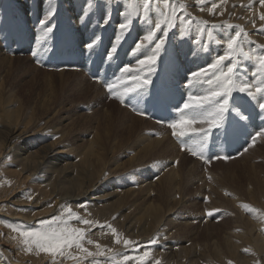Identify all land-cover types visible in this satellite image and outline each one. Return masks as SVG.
Listing matches in <instances>:
<instances>
[{
    "label": "rangeland",
    "instance_id": "1",
    "mask_svg": "<svg viewBox=\"0 0 264 264\" xmlns=\"http://www.w3.org/2000/svg\"><path fill=\"white\" fill-rule=\"evenodd\" d=\"M10 1L11 3L8 2V5L12 6L13 4V11L15 12V8L19 7L18 3H20L21 0ZM16 1L18 3H16ZM35 1L36 0H30L29 2L28 0H24V4L31 3L29 7L34 8V13L39 10L35 4L37 1ZM77 1L81 3L78 15L75 12V8L71 4H66L63 0H38V2L44 4L48 12H56L61 16L64 19L63 24L66 26V28L59 29L58 25H55L54 34H50L51 38L44 41V46L40 45L41 51L44 52L49 45L56 44L59 37L65 32L78 34L76 36L78 41L81 38L87 40L99 35L101 40H97V44H102V46L104 45L106 47L107 43V49L114 44L118 49V53L115 55L122 57L125 62L127 60L126 63L133 61V56L136 58L135 53L137 51L136 50L134 53L133 45L137 41V36L134 37V39L126 38L123 41L122 37L118 38L116 35L117 31L112 33L108 29V26L100 27L98 30L97 28L92 30L94 26H92L91 23L86 27V32L83 29H79L81 25L75 22L74 19L86 20V23L89 22L96 9V5L95 0ZM1 2L2 0H0V3ZM142 3L143 0H139V4ZM173 3L184 5L190 16L194 18L193 21H197H192L190 24L196 32H198L197 26L199 18L209 21L218 19V21L228 23L233 21L231 19H236L239 21V27H242L249 37L258 42H262L264 38V35L261 34V31L264 30V20L260 19V16L264 15V7L260 6L259 0H227L226 3H220L219 0H206L202 5L197 4L196 0H169L170 6ZM214 3L218 4V7L209 11ZM0 5H2V3ZM60 7H64L65 9ZM150 8L152 9V13L158 15L160 11L164 10V5L160 3L159 0H154V2L150 4ZM65 10L68 12L67 15ZM4 13V11L2 12V10H0V17ZM221 13L223 14L221 15ZM30 15L31 18H35L32 14ZM104 16L103 14L100 17L98 26H104V23L107 22L104 21V23L101 24V21L104 20ZM42 17L43 16L39 12L37 20H40ZM31 18L25 22L21 21L22 23H20L19 20L11 23V20L14 18H5L4 24H25L26 28L38 30L39 34L42 35L41 26L38 24L37 20L33 21ZM188 18L189 17L183 15V12L178 11L176 27L169 29V34H174L178 30L187 27L188 24H181L180 21L181 19L187 20ZM68 20L72 23L69 24ZM253 21L255 22L254 26ZM71 25L77 28L75 33L71 31ZM250 26H253V28L250 29ZM148 28L149 27L145 30H148ZM214 30L215 29H213V31ZM57 31L58 33L56 34ZM117 34L120 35L119 33ZM205 34V31L203 34L198 32V36H204ZM212 35L219 37V34L216 33ZM7 36L9 37V33ZM40 36H38V43H42ZM206 37V39H208L209 35L207 34ZM110 40H112V44ZM4 41L6 42L7 39L3 41L0 39V48L6 54L13 57L10 58V56L4 53L0 54V102L2 103V109L6 112V114H4L0 111V125L22 126V128L27 131L26 134L28 136L24 139L23 146L29 148L31 152L45 146L48 148L51 147L58 151V153L56 152L57 154L52 157L51 163L58 161L60 166H62L61 168L77 165L79 162L84 163L80 168L92 174V177L87 181L90 183L100 181L97 187L94 186L90 188L89 191L70 190L69 185H63L61 187L62 189L57 190L58 194L46 195L38 191L42 186L41 182L38 180V183L35 182V179H30L23 183H19L20 185L17 186L16 193H13L12 189H8L11 188L14 182L10 179V176H12V172L20 170V168H18L20 164H16V156L6 157L5 161L0 163V189L4 186L6 187L5 190L8 189L5 194L0 193V198L2 197L0 199V243L8 244L13 248V251L20 256L15 260L17 263L76 264L77 262V264H83L84 262V264H90L92 260H99L101 264H104V262L112 256L119 255L120 257L117 256V258H122L124 254L135 256L138 253L142 255L144 251L147 250L150 255L142 261L141 264H156L157 261L159 264H229V262H231V264H264L259 259L260 254L254 255L256 248L251 256V250H253V246L255 247V245L251 242L250 238L248 239V236H244L246 233L235 236L236 245L239 247L241 243L244 250L248 249V252H245L239 248L240 253L245 257L244 260H239L235 257L232 252L218 240V236L223 237L224 231H220L221 229H218L216 224L220 223L223 219H237L236 214L226 210L221 211V209H216L215 212V210L211 209L212 212L214 211L213 215H207L210 211L209 207L211 206L208 201L212 193L216 195L220 193L219 200L224 204L225 200L231 197L230 194L226 193H237L242 200L237 201L235 204H231V206L241 208L244 205L243 209H246L252 204L251 211L255 212V214L259 213L258 217L261 218L263 223L261 228L256 229L259 230V233H264L263 140L256 141V147H253V145V148L249 149V154L251 156L248 158L242 157L241 155V157L232 161L213 162L210 166H203L197 161L187 157V155L184 157L179 150V148H183L180 147L182 146L180 142L181 139L172 138L175 141L177 140L176 143L179 147L172 148L167 144V140L164 138L166 133H162L157 125H154V123L150 121L148 123L138 121L135 118L137 115L136 113L132 119V113L129 112L131 109L128 108V111L118 100L108 97L105 89L99 85V89L95 88L90 82L93 78L86 71V74L76 71L58 72L49 68L39 67L36 62L32 60V55L29 54L36 49L38 43L34 44L32 50L23 51H29V53L13 54L10 52L11 48L8 46L9 41L6 43L7 45H4ZM177 41L178 40L175 39L173 43L175 44ZM189 41H191V37ZM47 43L49 44L45 47ZM183 51L184 54H181L178 50L168 49L167 54L161 55L160 60L157 62V75L154 76L153 89L158 86L156 80L159 76H165L167 81L169 80L171 84L176 85L174 81L179 77L177 74L179 67L182 66L188 71L189 69L203 66V63H196L193 56L189 57L191 50L188 46H186ZM198 53L206 55V58H209L207 64H210L214 59L213 55L208 54L209 51L206 48L198 50ZM45 54L46 53H44V55ZM47 56L45 55V57ZM187 63L191 64V67L188 66ZM183 72L184 74L186 73L184 70ZM81 73L88 79L81 77ZM110 75H112V72ZM111 79L115 80V76H112ZM94 82L97 83L96 80H94ZM204 86L208 87L207 85ZM181 91L182 90H179V92ZM245 101V99H239L237 103L245 105ZM137 105L136 103V106ZM32 116L33 118L30 120ZM126 117L128 119L123 123L122 121H124ZM141 124L143 125L141 126ZM140 126L141 129L139 130ZM162 128L171 134L172 131L164 127ZM256 129L257 127L255 126V133ZM188 147L191 146L188 144ZM187 153L189 155L190 151L187 150ZM9 157L11 159H8ZM134 160L135 162L132 163ZM168 175H170V178H166ZM65 193H150V197L147 198L149 202L155 201L162 208L160 212L153 214L155 219L152 223L161 220L165 224L154 231L148 229L146 233H152V236L143 243L142 238H144V235L140 234L138 238L130 237L124 224L123 226L119 225L120 220H124V223L127 221L125 217L126 213L123 210L120 211L119 214L118 212H107V216L99 217L92 211H89V209L83 205L84 202L80 203V205H74L72 203V197L70 195H65ZM170 195H177L178 198L169 199ZM7 196L8 200L11 201H16V198L22 201L20 206L17 207L18 210L11 212L13 208H8L7 204L2 202ZM29 196L31 199L27 198ZM115 196L121 197L119 194ZM195 202L196 204H194ZM49 205L52 206L49 207ZM34 207L37 214L30 220V215L28 213L34 214ZM65 207H71L73 212L80 215L83 219L94 221L95 224L93 223V225H84L76 220H72L69 223L74 227L85 230V241L88 239L93 241L92 244H87L85 242L84 246L87 247L89 251L98 252L100 249H97L96 245L99 244L100 248L105 252L104 256L81 258V261L80 259H69L68 255L54 257L46 252H37L33 250L29 253L22 250L24 246L19 243L22 237L19 236L18 231H13L12 227L39 228L40 221L49 219L55 220L57 216L61 215ZM173 207L175 208L174 213L170 211V208ZM141 210L142 208L134 217L138 220L140 226L145 228L147 218L142 214ZM16 212H18V214H16ZM150 212H152V206ZM178 212L182 214L180 215ZM21 214H25L27 218L22 217ZM64 215H66V213H64ZM173 215L176 217V222H174L175 226L183 227L185 226L183 224L184 222L187 225L186 227L192 230H189L191 234L188 236L185 235V232L178 234V230L173 229L174 227L169 225V219ZM194 215H196V217H194ZM190 216L194 218H190ZM233 216L235 217L233 218ZM185 217L188 218L185 219ZM232 219L227 220L229 228L237 225ZM205 220L206 222H204ZM108 225L116 229L117 235L121 237L120 244L115 243L116 237L109 230ZM208 226H210L209 229ZM210 229L214 233H212ZM207 234L211 235L209 243L205 242ZM198 237L200 238L198 239ZM123 239H129L135 243L132 246L126 247L123 244ZM153 239H156V243L154 244L152 243ZM196 240H200V243ZM177 241L178 243L185 242L186 247L195 248L199 244L202 247L198 246L199 249L205 250L206 257H203V259L199 261L201 257H189L192 259L190 260L187 256L183 258L181 256L174 258V256L168 255V251H175L174 247L176 248V252L181 250L179 248L180 246H174V244H177ZM191 242L197 246L193 245ZM213 242H215V244H213ZM144 244L146 246H144ZM109 249L111 251H109ZM69 251L72 255H81L76 248ZM179 254L180 253H177V255ZM84 256H86V254H84ZM21 257L24 259L22 260ZM261 257L263 258L264 254H262ZM127 264H135V262L128 261Z\"/></svg>",
    "mask_w": 264,
    "mask_h": 264
},
{
    "label": "snow or ice",
    "instance_id": "2",
    "mask_svg": "<svg viewBox=\"0 0 264 264\" xmlns=\"http://www.w3.org/2000/svg\"><path fill=\"white\" fill-rule=\"evenodd\" d=\"M153 2L154 0H143L141 9L143 16H148L152 11L150 4ZM159 2L164 5V10L159 12V19H156L143 34L142 38L138 39L133 45V50L140 49L141 45L147 42L145 45L146 51L142 55H137L128 64L119 67L117 69L119 75L116 76L115 80L99 77L98 73L95 74L94 78L97 83H101L108 97L118 100L125 106H128L132 101L139 103L141 99L148 98L149 103L166 111L168 113L167 120H157V123L166 124L172 130L171 134L177 138L186 137L188 133H197V129L190 127L194 122L207 126L206 128L202 127L199 129V132L203 135L196 137V147H188L189 142L187 140H181L180 142L194 157H198L203 159L205 163H209L212 156H206L205 148L207 147L209 151L211 150L207 139L211 130H219L225 142H227L229 135L235 128L246 129L248 123L252 120V115L245 111L241 104L237 103L239 99H247L252 102L253 107L258 109L256 115L260 119L261 124H264V46H261V51L257 54L256 58L257 64L253 66L254 68L258 66L261 78L256 84H253L251 80L243 77L239 70L238 60L236 59L238 52L241 50L245 40H247V32L242 27L231 24L212 25V29L222 28L225 31L224 39H217L216 41L218 45L224 46L222 54H217L210 64L189 69L184 76V79L189 84L193 83L192 78L195 77L197 85H207L208 87H202L200 92H189L182 107L179 103L174 104L171 102V89L167 83L161 84L159 90L150 95L154 87V76L157 75V62L160 60L162 54H167L166 42L170 39L169 29L176 27L177 12L181 11L185 17H189L187 20L181 19V24H191L194 19L182 4L173 3L170 6L169 0H159ZM196 2L202 5L206 0H196ZM219 2L226 3L227 0H219ZM259 4L261 7H264V0H259ZM216 7H218V4L214 3L209 11L214 10ZM53 15L54 13L49 11L38 21V24L41 26L42 35L40 36V40L42 41L50 39V34H54L55 25L51 22ZM121 17L122 19L116 24V29L120 33H129L136 24L140 23V20H133L132 14L124 17L123 13H121ZM260 19L264 20V15H261ZM104 21L111 22V18L107 13L101 24ZM254 24L255 22L253 21V26ZM206 25H208L207 21H199L197 31L203 34L204 26ZM233 28H235L234 31H232ZM180 31L182 32L183 29ZM157 32L160 33L159 36L156 35ZM207 34L209 36L212 35L211 31ZM261 34L264 35V30L261 31ZM8 38V36L3 37V39ZM97 40H101L99 35L87 40L81 38L79 41H76L73 37H69L66 40L68 54L82 57L88 56L91 60L93 56L99 55L97 48L102 47V44L96 43ZM248 43L251 44L252 42L248 41ZM117 53V47L114 44L111 45L103 53L101 64L103 65L105 62H108L110 65L113 59L118 58V55H115ZM31 55L39 60L40 53L33 51ZM248 59L251 60V57L249 56ZM226 61H230V63H225ZM249 71H252V69H249ZM256 76L257 72L253 71V79ZM186 109L190 111H185ZM133 110L137 115L145 117L148 115L146 110L137 108L135 105H133ZM173 113L178 114L173 115ZM250 137L251 145H254L258 137H264V128L255 134H250ZM214 155L217 160L232 158L221 152H216ZM8 159L11 158L9 157ZM27 198L31 199L30 196ZM51 206L49 205V207ZM207 215L212 216L213 212L209 211ZM72 220H76L84 225H93V221L83 219L80 215L73 212L71 207H65L61 215L57 216L55 220L40 221L39 228L30 229L27 227L16 228L11 225L9 226L12 227L13 231L19 232V236L22 237L19 243L24 246L22 250L29 253L36 250L37 252L50 253L54 257L68 255V258L73 260L104 256L105 252L100 248L99 244L96 245L97 249H100L98 252L89 251L84 246L85 242L92 244L93 241L91 239L85 241V230L72 226L69 223ZM108 228L116 237L115 243L120 244L121 237L117 235L116 229L111 225H108ZM134 243V241L129 239H123V244L126 247L132 246ZM152 243H156V239H153ZM73 248L78 249L81 255H72L69 250ZM109 251L111 250L109 249ZM244 251L248 252V249ZM149 255L150 253L146 250L142 255L138 253L135 256L124 254L122 258L112 256L104 264H127L128 261L141 264ZM90 264H101V262L99 260H92ZM156 264H159V262L157 261Z\"/></svg>",
    "mask_w": 264,
    "mask_h": 264
},
{
    "label": "bare ground",
    "instance_id": "3",
    "mask_svg": "<svg viewBox=\"0 0 264 264\" xmlns=\"http://www.w3.org/2000/svg\"><path fill=\"white\" fill-rule=\"evenodd\" d=\"M17 1H16V3H18ZM28 1L30 2V0H28ZM36 1H37V3H35V4L39 10L36 13H34V11H35L34 8L29 7V5L31 3H25L24 4V0H21V2L18 3L19 7H16V8L14 7L15 12L13 11L14 5L13 4H12V6L8 5L9 3H11L10 0H2V2H1L2 5H0V10H2V12L4 11L5 13L0 17V39H1V41L4 40L3 39L4 36H7V34L10 33L12 26L16 25L14 23L10 24V25L4 24L5 18H7V19L8 18H14L12 20L10 19L11 23L13 21L17 22V20H19L20 23H22L21 21L25 22V21L30 20V18H31L30 14L35 16V18H31L34 21V20H37V18L39 16V12L42 16H44L46 13H48V9L45 8L44 4L41 2H38V0H36ZM42 1H45V0H42ZM63 1L66 2V4L67 3L71 4L75 8V12L77 13V15L79 14L80 6H81L80 2H78L77 0H63ZM21 4H23V5H21ZM59 5H60V3H59ZM95 5H96V9H95L94 13L92 14L89 22L86 23V20L74 19L75 22H77L81 25V27L79 29H83L86 32L87 31V30H85L86 27L88 26L89 23H91V25L94 26L92 30H95V28H97V30H98V28H100V27H107L108 26V29L112 33H115L117 31L116 24L119 20L122 19L121 13H123L124 17H127L130 14H132L133 20L134 21L140 20V23L136 24L134 26L133 30H131L129 33H120L117 31V33H119L120 35H118L117 33H116V35L118 36V38L122 37L123 41L126 38L134 39V37H136V36H137V40L142 38L143 34L147 31L145 29L147 27H150L156 19H159V14L156 15L152 12H150L148 14V16H143V13L141 11L142 4H139V0L138 1L137 0H95ZM60 8L65 9L64 7H60ZM19 9L22 11H20ZM65 13H66V15L68 14V12L66 10H65ZM106 13L111 18V22L110 23L105 22L104 26H98V21L100 20V17L103 14L105 15ZM18 15L21 17H19ZM55 15H57V16H55ZM231 20H233L234 23H233V21L228 23V22L218 21V19H213L212 21H209V20H201L199 18V21H207L208 22V25L204 26V31L206 32V34H205L206 36H207V33L211 30L212 34L213 33L219 34V37L211 35V36H209L208 39H206L207 37L205 35L204 36H202V35L198 36V32H196L195 29H193L192 25L188 24L187 27H184L182 32L180 30H178L174 34H169L170 39H169V41L166 42V48H167V50L168 49L178 50V51H180L181 54H184L183 50L185 49L186 46H188L191 50L189 57L193 56L196 63H203V66H204L209 61V58L208 57L206 58V55L199 54L198 50H203L206 48L209 51L208 54L213 55V57L215 58L217 56V54H222L223 48H224L223 45H218L216 43V41H217V39H220V40L224 39L225 31L222 28L215 29L213 31L211 26L212 25H224V24H231L233 26H239L238 20H236V19H231ZM38 21L39 20H37V22ZM68 21H69L68 22L69 24L72 23L70 20H68ZM51 22L54 23V25H58L59 29L60 28L61 29L66 28V26H64V24H63L64 19L61 16H59L56 12H54V15L51 17ZM193 22H197V21H193ZM211 22H214V23H211ZM20 23H18V24H20ZM249 28L252 29L253 26H250ZM76 29L77 28L75 26L71 25V31H73L75 33ZM83 30H81V31H83ZM234 30H235V28H233L232 31H234ZM57 33H58V31L56 32V34ZM169 33H170V30H169ZM253 34H254V31H253ZM156 35L159 36L160 33L157 32ZM242 36H243V34H242ZM190 37H191V41H189ZM175 39L178 41L174 44L173 42ZM8 41H9V39H7L6 42L4 41V45H7L6 43ZM248 41H251L252 43L249 44ZM110 43L112 44V40H110ZM48 44L49 43L45 44V47H47ZM146 44H147V42H144V44L141 45L140 49L134 50V53L137 50L135 53V56L142 55L146 51V47H145ZM40 45L44 46V41H42V43L41 42L38 43L36 49L33 50V51L40 53V57H39V60H37V63H43V60H42V62H40L41 55L43 53V51H41V49H40ZM261 46H264V38L262 39V42H258V41L254 40L248 36L247 40H245L241 50L238 52V55L236 57V59L238 60V66H239V70H240L241 74L243 75L244 78L251 80V82L253 84H256L261 78L259 75L258 66L256 68L253 67L254 65L257 64L256 58H257V54L261 51ZM45 47H43V48H45ZM8 50H7V52H8ZM1 53L8 55L0 48V54ZM245 53H247V55H245ZM8 56H10V58L13 57L11 55H8ZM249 56L251 57V60L248 59ZM15 57H17V56H15ZM133 58L135 59L134 56H133ZM126 62H127V60H126ZM225 63H230V61H226ZM187 65L191 67V64L187 63ZM249 69H252V71H249ZM253 71L257 72V76L255 79H253ZM82 72L84 74H86L85 71H82ZM84 74L81 73L80 76L83 77L84 79H88L86 76H84ZM168 76H169V74H168ZM192 81H193V83L189 84L183 78L177 77V79L174 82L176 83V85L180 86L179 88L182 91H184V89L186 88L184 85L188 86L190 89H186L187 92H200L202 90V87L206 88L205 86L197 85L195 83V81H196L195 77L192 78ZM168 82H169V80H168ZM91 83L94 85L95 88L99 89L97 83H94V82H91ZM182 84H183V86H182ZM245 100L248 101L247 99H245ZM48 104H50V103H48ZM0 111H2L4 114H6V112L2 109V103L1 102H0ZM33 116L30 117V120H32ZM134 116L135 115L132 114V119L134 118ZM135 118L138 121L143 122V123L149 122L148 120H146L140 116H137V115ZM127 119L128 118L126 117L125 120L122 122L125 123V121H127ZM142 125L143 124H141V126ZM147 125H150V124H147ZM141 126H140L139 130L141 129ZM190 127L197 129V132H199V129H201L202 127L206 128L207 126L194 122ZM256 127H257L256 132H258L262 128H264V124L260 125V126H256ZM158 128L161 130L162 133H164V132L166 133L164 138H165V140H167L166 142L170 147H172V148L178 147V145L176 143L177 140L175 141L174 139H172L173 136L170 133L166 132L161 126H158ZM26 133H27V131L24 128H22V126H19V125H17V126L0 125V163L4 162L5 158L8 156H16L15 157V159L17 161L16 164H20L18 166V168H20V170L12 172V174H11L12 176H10V179L13 180L14 182H13L11 188H8V189H12L13 193H16V188L18 185H20L19 183H23V182L28 181L30 179H35L36 180L35 182H38V183L40 181L43 187L41 186V188L38 189V191L40 193H44L46 195H52L54 193L58 194L57 190L62 189L61 187L63 185H69L70 190L73 189V190H79V191H81V190L89 191L90 188H93L94 186L97 187L99 185L100 181H94L92 183L87 181L90 177H92V174H90V173H88L85 170H82L80 168L83 166L84 163L79 162V163H77V165H73V166L70 165V166L61 168L62 166H60V163H58V161L51 163L52 157L58 153L57 150H54L51 147L48 148L47 146H45V147H42V148H40L34 152H31V150L29 148H26L25 146H23L24 139H26L28 137ZM261 140L264 141V137H258L257 141H261ZM21 142H23V143H21ZM179 145H180V143H179ZM253 147H256V143ZM253 147L250 146L249 149H251ZM249 149L247 152L242 153V157L248 158L251 156L249 154ZM190 154H191V152H190ZM183 155H184V157L186 156V154H183ZM133 162H135V160L132 161V163ZM57 164H59V165H57ZM166 178H170V175H168V177H166ZM5 188H6L5 186L1 187L0 193L5 194L8 191V189L5 190ZM117 194H119L121 197L120 198L116 197L115 195H117ZM226 194H230L231 197H229L225 200V204L221 203L219 200L220 193H217V195L212 193V196L208 201V203L211 204V206L209 207L210 211L212 209V210H215V212H216V209H219V210L221 209V211L226 210V211L233 212L234 214L237 215V219H232V218H228L225 220L223 219L222 221H220V223L216 224V227H218V229H221L220 231H224L223 237L218 236V240L220 241L221 244H223L226 248H228L229 251L232 252V254L235 257H237L239 260L240 259L244 260L245 257L240 253V250H239V248L244 250V247L242 246L241 243H240L239 247H238V245H236L235 236L243 235L246 233L244 236H248V239L250 238L251 242L255 245V247L253 246V250H251V256L253 255V252L256 248V252L254 255L260 254L259 259H260V261H262L264 263V257L263 258L261 257V255L264 254V233H259V230L256 229V228H261L263 225L261 218L258 217L259 213L255 214V212L251 211L252 204H250L246 209H243L244 205L241 208L236 207V206H231V204H235L237 201L242 200V199L238 196L237 193H226ZM65 195H70L72 197V203L74 205H80V203L84 202L83 205H85L89 209V211H92L93 213H95L99 217L107 216L108 215L107 212H109V213H111V212L117 213L118 212V214H119L120 211L123 210L126 213L125 217H126L127 221H126V223H124V220H120L119 225L123 226V224H124V227L127 229V233L130 235V237L138 238L140 234L144 235V238H142L143 243H144V241L149 240V238L152 236V233H146V231L148 229H152V231H154V230L158 229V227H161L162 225L165 224L161 220H158L157 222L152 223L155 219L153 214L160 212L162 210V208L155 201L149 202V200L147 198L150 197V195H151L150 193H122V194L121 193H65ZM8 196L2 202H5V204H7L8 208H13L11 210V212H13L14 210H18L17 207L20 206L22 201H20L17 198H16V201L8 200ZM170 198H178V196L177 195H170L169 199ZM195 199H196V197H195ZM148 202H149V204H148ZM0 203H1V201H0ZM194 204H196V202ZM151 206H152V212H150ZM141 208H142V210H141L142 214L145 215V217L147 218V223H146L145 228L140 226L138 220L134 217L135 214L138 211H140ZM239 209H240V211H239ZM241 210H242V212H241ZM170 211L172 213H174L175 208L174 207L170 208ZM202 213H201V215H202ZM16 214H18V212H16ZM28 214L30 215V220H32L33 217L36 216V214H37L35 207H34V214H31V213H28ZM178 214L181 215L182 213L178 212ZM21 216L27 218L25 214H21ZM191 217H193V216H190V218ZM194 217H196V215H194ZM230 217H232V216H230ZM234 217L235 216H233V218ZM95 218H96V216H95ZM182 218H183V216H182ZM187 218L188 217H185V219H187ZM120 219H121V216H120ZM175 219H176V217L173 215L169 219V225L171 227H174L173 229L178 230V234H182L184 232H185L186 236L191 234L190 231H192V230H190L189 227H186L187 226L186 223L183 222V224L185 225L183 227L175 226V224H174V222H176ZM230 219H232L233 222H235V224L237 223V225L235 227L229 228L227 220H230ZM206 220L204 222H206ZM93 223H94V221H93ZM233 225H234V223H233ZM209 228H210V226H208V229ZM212 228H213V226H212ZM195 231H196V229H195ZM210 231L212 232L211 229H210ZM260 231H262V230H260ZM157 232H158V230H157ZM207 232H209V231H207ZM212 233H214V232H212ZM201 236H202V233H201ZM210 236L211 235L207 234V238L205 239L206 243H209ZM200 237H198V239ZM192 239H194V238H192ZM174 240H175V238H174ZM183 241H185V240H183ZM199 241H197V242H199ZM185 242H187V241H185ZM185 242H183V243L179 242L178 243V241H177L176 242L177 244H174V246L175 245L180 246L179 248L181 250L179 252H176V248L174 247L175 251H168L169 252L168 255H172V256H174V258H176L178 256H181L182 258L185 256H187L188 258L189 257L190 258L201 257V259H199V261L202 260L203 257L204 258L206 257L205 256L206 255L205 250L201 249L202 247L199 244H198V246L201 247L200 249L196 244H193L192 242L191 243L197 247H195V248L194 247H186ZM188 244H189V241H188ZM213 244H215V242H213ZM193 245H191V246H193ZM144 246H146V245L144 244ZM123 251H124V249H123ZM119 252H121V251H119ZM125 252H127V251H125ZM164 253H166V252H164ZM177 253H180V254L177 255ZM117 256L120 257L119 255H117ZM19 257L20 256L17 255L15 253V251H13V248H11L8 244L0 243V264H25V262L17 263L15 261ZM21 258H22V260L24 259L23 257H21ZM190 260H192V259H190ZM76 264H77V262H76ZM83 264H84V262H83Z\"/></svg>",
    "mask_w": 264,
    "mask_h": 264
}]
</instances>
